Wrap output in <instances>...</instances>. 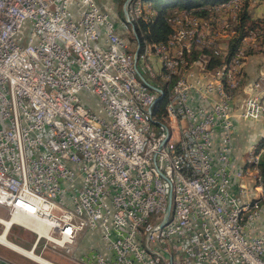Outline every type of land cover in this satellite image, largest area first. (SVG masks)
Returning a JSON list of instances; mask_svg holds the SVG:
<instances>
[{"label":"built area","instance_id":"obj_1","mask_svg":"<svg viewBox=\"0 0 264 264\" xmlns=\"http://www.w3.org/2000/svg\"><path fill=\"white\" fill-rule=\"evenodd\" d=\"M100 1L0 0V206L19 219L12 228L35 234L33 251L45 240L75 264H150L140 230L154 217L149 243L166 264H264L257 143L240 161L235 155L240 125L264 128V70L242 81L241 67L247 52L264 53L251 51L253 41H264V0L176 9L170 44L143 46L134 26L143 20L141 5L130 3L133 31H124ZM211 28L228 42L212 38ZM130 37L137 53L133 74H125ZM159 55L168 57L167 74L155 81ZM221 56L234 58L230 75L217 68ZM189 58L205 68L187 67ZM137 78L149 91L138 90ZM82 93L100 99L104 118L82 103ZM156 95H164L159 116L168 127L139 120ZM164 135H171L168 149H161ZM167 167L176 180H168ZM96 233L104 247L81 251ZM0 264L18 263L0 256Z\"/></svg>","mask_w":264,"mask_h":264},{"label":"bare ground","instance_id":"obj_2","mask_svg":"<svg viewBox=\"0 0 264 264\" xmlns=\"http://www.w3.org/2000/svg\"><path fill=\"white\" fill-rule=\"evenodd\" d=\"M238 1L239 0H225L224 2L214 5V6L229 5L231 2H238ZM134 4L141 5V13H142L143 20L148 21V23H151L156 14L155 10L153 13L152 5L144 4L140 0H134ZM207 8H210V6ZM199 10L201 9L198 8V9H194L191 11H199ZM117 17H119V15H117ZM173 20H183V13L173 12ZM168 23H169V18H168ZM170 25L172 27V24ZM122 26H123L124 31H133V23L128 21L126 17H125V21L122 22ZM247 27H255V20H247ZM211 37L214 39H217L218 42H228V35L222 34V30L219 28H211ZM198 38H205V31H198ZM132 43L134 44V47H132L131 40L127 38L126 60L124 64L125 74H133V66H134V61L136 60V53H137V43L134 38H133ZM158 44L159 45H169L170 38L167 42L158 43ZM239 44H246V35H239ZM251 51L264 52V41H253L251 43ZM257 54H262V53L247 52L241 58V67H242V72H243L242 81L247 80L245 70H246V66L248 64L249 59ZM166 65H168V57L166 55H159V74H155V81H162V74H167ZM233 66H234V58H230V56H221V58L217 61V68H222V75H230V70H232ZM187 67H192L195 69H204L205 61L201 58H189L187 60ZM136 86L138 90L140 91H149V84L145 83L144 78H137ZM174 88H181V81H174ZM160 96L161 95H156L149 102L148 104L149 116L146 113H139V120L143 126H151V118H153V124H155L157 127H168V120H165L161 116H159V109L157 106L159 103L158 99ZM258 122H262V124L264 125V85L262 86V90L260 93ZM262 137L264 138V128L262 131ZM169 144H171V135H164V139L161 140V149H168ZM262 146H260V144L254 145L253 154H260V155H257L256 157V167L261 168L260 169L261 189H264V176H263V169H262V157L264 154V147L262 148ZM148 172L152 179H160V171L158 170L155 164H148ZM167 178L168 180H176V171L174 167H167ZM261 207H264V199L261 200ZM18 220H19L18 218L10 220V219H5V218L0 217V223L4 226V231L2 234H0V245L14 251L15 253L23 257H26L34 261L27 255L5 246L3 244V241L1 240L3 235H5L6 240H9L8 233L10 229H12V225L14 224V221H18ZM27 224L30 226H34L36 229H39L40 231H45V227L41 224L35 223L33 221H27ZM153 224H154V217H147L146 221L144 222V227H141L140 253L148 259L150 264H166V262L163 261V259L159 257L158 251L155 248H153L151 244L149 243L148 230H151V228L153 227ZM162 231H169V224H162ZM26 251L35 253V251L33 250H26Z\"/></svg>","mask_w":264,"mask_h":264},{"label":"rangeland","instance_id":"obj_3","mask_svg":"<svg viewBox=\"0 0 264 264\" xmlns=\"http://www.w3.org/2000/svg\"><path fill=\"white\" fill-rule=\"evenodd\" d=\"M127 0H101L100 3L106 7V10L110 13H113V22L120 30H124L122 26V22L125 21L124 14V5ZM182 9V8H177ZM119 15V17H117ZM25 27L29 28V23L25 24ZM26 29V32H27ZM131 40L132 47L134 44L132 43L133 38H129ZM264 70V54H259L253 56L249 59L248 65L245 70L246 78L248 81L254 80L258 77L261 71ZM82 103L90 108L94 113H96L99 117L104 118L105 113L103 111V103L99 98L91 95L89 93H82L81 96ZM241 132L245 135V142L241 146V150L239 153L244 155V153L249 149V147L253 143L259 144L264 138L262 137V128L260 126H251L249 123H244L241 125ZM241 160V159H240ZM262 169L264 176V154L262 157ZM0 217L9 219V211L0 206ZM8 225V224H7ZM4 231V226L0 223V234ZM36 236L33 232L21 228L19 226H15L10 229L8 233V239L13 242L11 243L9 240L5 239V235L1 238L3 244L13 250L19 251L34 261L23 257L14 251L0 245V256L6 257L10 260L17 262L18 264H75L70 260V258L66 257L59 248H56L55 245L51 243H47L45 240H42L35 253L27 252L26 250H33L36 242ZM47 246V247H45ZM26 249H22V248ZM102 249L104 247L103 241L96 234L88 235L84 242L81 244V251L88 252L92 248ZM41 256V257H40ZM80 255L78 254L76 259H78ZM46 259V260H45ZM49 260V261H48ZM52 262V263H51ZM77 264V263H76Z\"/></svg>","mask_w":264,"mask_h":264},{"label":"trees","instance_id":"obj_4","mask_svg":"<svg viewBox=\"0 0 264 264\" xmlns=\"http://www.w3.org/2000/svg\"><path fill=\"white\" fill-rule=\"evenodd\" d=\"M144 4H151L155 10V17L151 23H147L144 20H138L134 23L138 41L141 46L145 44L153 43H165L169 40L173 34V29L168 23L170 13L177 9L182 8L184 10H194L207 8L214 6L225 0H140ZM259 55V54H257ZM256 56V55H254ZM247 79V78H246ZM248 81V80H246ZM165 100L158 103V109H162ZM260 146L264 145V140L260 143Z\"/></svg>","mask_w":264,"mask_h":264},{"label":"crops","instance_id":"obj_5","mask_svg":"<svg viewBox=\"0 0 264 264\" xmlns=\"http://www.w3.org/2000/svg\"><path fill=\"white\" fill-rule=\"evenodd\" d=\"M105 7V6H104ZM106 8V7H105ZM176 10V9H175ZM248 65V64H247ZM247 67V66H246ZM263 129V128H262ZM242 130H241V125H240V127H239V130H238V132H237V134H235V145H236V153H235V155H236V159H237V161H240V159H242L243 158V156L246 154V152L248 151H246L245 153H244V155H241V153H239L240 152V150H241V146L243 145V142H245V135H244V133H242L241 132ZM263 131V130H262Z\"/></svg>","mask_w":264,"mask_h":264},{"label":"water","instance_id":"obj_6","mask_svg":"<svg viewBox=\"0 0 264 264\" xmlns=\"http://www.w3.org/2000/svg\"><path fill=\"white\" fill-rule=\"evenodd\" d=\"M131 2H132V0H127L125 2V5H124V14L126 16H129V10L128 9H129V5H130ZM163 98H164V95H161L159 97V99H158V102H161L163 100ZM169 213H170V209H169V212H168V216H169Z\"/></svg>","mask_w":264,"mask_h":264}]
</instances>
